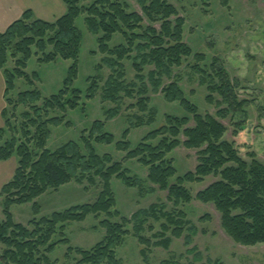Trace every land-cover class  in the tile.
Here are the masks:
<instances>
[{"label": "trees", "instance_id": "obj_1", "mask_svg": "<svg viewBox=\"0 0 264 264\" xmlns=\"http://www.w3.org/2000/svg\"><path fill=\"white\" fill-rule=\"evenodd\" d=\"M62 2L66 12L55 22L35 19L33 12L27 11L4 34H0V70L4 71L7 106L3 111L4 126L0 129V162L17 159L13 178L0 190L5 218L0 221V245L4 247L2 260L6 264H55L50 261L49 255L59 246H69L66 258L69 260L77 254L80 257L77 264H122L116 251L125 238L131 236L128 230L131 224L134 237L144 247L142 256L147 263L151 247L169 250L173 239L183 238L186 246H191L199 230L179 210L193 200L185 184H201L211 177L215 181L198 193L196 200L214 205L221 215L222 229L237 245H264V165L255 153L248 155L250 162L244 160L235 143L224 140L227 128L221 121L231 115H244L249 103L239 100V84L230 79L223 62L214 58L208 68L201 67L207 60L206 56L194 54L184 42L185 20L179 17L175 7L167 0H138L148 20L147 26L140 14L132 12L120 0ZM83 16L89 33L98 37V51L93 55L103 56L97 66L98 76L88 80L87 99L94 100L101 91L102 101L115 107L106 112V121H96L88 132H83L81 144L69 142L56 151H50L47 145L52 136L51 128L65 124L71 126V123H66L65 117H53L52 113L59 111L65 115L76 110L83 97L82 92L74 87L79 76L83 44V35L76 23ZM117 37L123 43L112 47ZM48 47L53 48L50 54H46ZM12 48L14 53L10 52ZM33 48L38 50L37 54H43L40 63L62 59L74 64L58 94L45 99L36 89L20 93L14 101L10 94L16 90L18 79H26L29 84L39 80L37 73L32 75L33 80L26 73L34 56ZM19 56L21 58L17 59ZM12 57L17 59L16 68L7 71ZM190 58L196 61L192 69L201 77V84L209 85L208 103L219 108L216 118L200 114L199 109L186 98L180 79L174 74V70L182 68ZM128 62L136 74L132 81L128 80ZM104 68L110 71V75L101 87ZM158 94H163L168 103H180L193 117L194 127H190L189 118L168 116L166 124L149 133L135 149L128 140L131 129L124 132L120 142H116L114 135L106 131L107 123L120 116L127 100L132 102L127 109H137L142 116H136L132 129L153 125L157 113L150 109V104L152 96ZM215 94L220 101L215 100ZM41 101L43 105L39 106ZM9 107L15 111L19 107L29 109L22 114L20 128L9 119ZM147 114L148 119L145 117ZM8 133L10 139H7ZM156 141L158 144L154 145ZM94 144L116 145L119 152L127 155L123 162L117 163L111 155L100 156ZM179 147L197 151L198 165L194 172L177 178L176 183L171 184L177 170L168 156ZM133 160L149 169L148 182L151 185L168 192V202L173 204L174 210L168 212L166 205H153L148 210L137 212L131 220L122 218L121 222L114 223L112 220L120 215L112 212L116 207L113 179L122 181L128 188L142 190L143 182L131 177L124 167L125 163ZM72 182L101 186L99 199L94 204L37 219L42 209L36 201L49 191L57 192ZM29 204L33 205L34 219L27 226L17 224L12 208ZM101 215L107 216L100 223L106 230L105 239L91 250L71 247L65 235L68 225ZM150 220L162 223L161 231L152 235L154 242L144 237ZM148 229L155 231L153 226ZM169 233L171 237H168ZM55 238L59 241L55 242ZM187 253L193 256L190 264H224L210 259L204 263L196 247ZM162 264L179 263L171 260Z\"/></svg>", "mask_w": 264, "mask_h": 264}, {"label": "rangeland", "instance_id": "obj_2", "mask_svg": "<svg viewBox=\"0 0 264 264\" xmlns=\"http://www.w3.org/2000/svg\"><path fill=\"white\" fill-rule=\"evenodd\" d=\"M177 10L179 17L185 20L184 42L193 50L194 54H203L207 60L201 64L202 68H208L214 58H219L229 74L230 79L239 84L237 94L240 101H247L249 106L245 108V114L230 116L227 120L221 121L227 128L224 140L235 143L241 152V157L250 162L248 155L255 153L259 162L264 165V0H167ZM127 4L132 12L140 14L146 23L149 24L143 15L138 0H120ZM65 11V9H64ZM64 14V13H63ZM85 17L77 21V27L83 35V44L79 57V76L75 82V88L83 94L79 108L68 111L65 115L59 111L53 112L52 116L65 117L66 124L61 127L51 128L52 136L48 142L47 149L56 151L69 142L80 143L83 132L89 131L96 121H106V112L115 106L104 103L101 98V91L94 100L87 99L89 89L88 80L98 76L97 66L101 64L103 56L93 53L98 51V37L89 33L85 22ZM159 27V26H157ZM123 40L117 37L112 43V47L122 44ZM53 51L48 47L46 54ZM14 53V48L11 49ZM10 53V54H11ZM38 53L33 48V58L28 63L26 73L32 79V75L37 73L39 80H33L32 84L26 79L16 81V90L10 94V98L17 100L22 92L38 89L43 98H50L58 94L64 85L73 61L58 59L53 63H40L43 58L42 53ZM37 54V55H36ZM21 58L19 56L17 59ZM16 58H10L6 67L7 71L16 68ZM194 58L187 59L182 68L175 69L174 74L180 79V87L186 98L195 105L201 115L217 116L219 108L216 104L208 103L210 96L209 85L201 84V77L197 75L192 67L195 66ZM128 80L135 78V72L131 63H126ZM149 70L146 71L148 74ZM110 75V71L104 68L101 72L103 81ZM169 82L166 81V85ZM216 101L220 97L215 94ZM131 101H125V106L120 116L109 121L106 131L114 135L116 142L123 139L126 130L131 129L129 142L133 149L151 132L160 129L166 124V118L179 117L189 118L190 127H194L193 117L189 115L180 103H168L163 94L152 96L150 109L157 113L155 123L151 126L132 129L136 116H141L137 109L128 110ZM39 106L43 105L41 101ZM29 109L19 107L17 111L12 107L8 108L9 119L19 128L23 123L22 114ZM142 117V116H141ZM146 119L149 114L145 115ZM11 135L8 133L7 139ZM184 140V139H183ZM81 144V143H80ZM158 144V141L153 143ZM100 156L111 155L114 162H123L126 153L119 152L116 145L105 146L94 144ZM82 149L83 146L81 145ZM173 160L177 170V176L171 181L176 183V179L185 176L189 172H194L198 165L197 151H189L179 147L168 156ZM17 159H12L6 164H0V190L14 176ZM130 172L131 177H137L142 182L141 189H131L126 187L122 181L116 178L112 181V190L116 199V207L113 213L120 216L112 222H121L122 218L131 220L132 217L141 210H148L153 205H166L167 211L172 212L174 206L168 202V192L161 191L157 186L148 182L149 169L139 164L137 160L129 161L124 165ZM215 179L206 178L201 184H185L193 200L190 204L182 205L179 210L184 212L187 220L197 227L199 234L194 238L191 246H186L185 240L173 239L169 250L163 248L149 249L148 263L142 256L144 247L133 235V225L128 227L131 236L125 238L121 247L116 251L117 258L122 264H162L165 261L174 260L179 264H190L193 256L187 251L194 247L198 248L204 263L207 260L221 261L224 264H264V245L256 247H244L237 245L222 229L221 215L212 204H203L196 200L198 193L207 189ZM101 186L91 187L89 184L79 185L75 182L62 186L57 192L49 191L36 202L41 206L42 212L37 219L51 217L56 212H64L73 207L94 204L99 199ZM12 213L17 224L27 226L34 219L33 205L14 206ZM107 219L106 215L100 217L90 216L83 223H73L68 225L65 235L70 241V246L75 249L91 250L101 243L106 237V230L100 223ZM204 219V220H203ZM3 199H0V221H4ZM203 220V221H201ZM161 224L150 220L144 237L152 239V235L161 231ZM153 226L155 231L150 232L149 227ZM171 237V233L168 234ZM59 238H55L58 242ZM154 242L155 240L152 239ZM69 246H59L54 253L49 255V259L55 264H77L80 257L73 254L68 260L67 250ZM4 247L0 245V264H6L2 260Z\"/></svg>", "mask_w": 264, "mask_h": 264}, {"label": "crops", "instance_id": "obj_3", "mask_svg": "<svg viewBox=\"0 0 264 264\" xmlns=\"http://www.w3.org/2000/svg\"><path fill=\"white\" fill-rule=\"evenodd\" d=\"M27 11H32L35 19L55 22L65 14L66 7L62 0H0V34H4ZM5 89L4 71L0 70V129L4 126L3 111L7 107Z\"/></svg>", "mask_w": 264, "mask_h": 264}]
</instances>
